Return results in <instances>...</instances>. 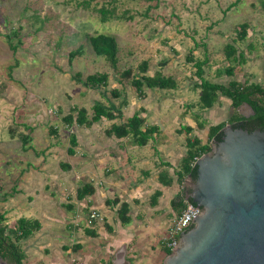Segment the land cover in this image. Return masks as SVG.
I'll list each match as a JSON object with an SVG mask.
<instances>
[{"label": "rangeland", "instance_id": "rangeland-1", "mask_svg": "<svg viewBox=\"0 0 264 264\" xmlns=\"http://www.w3.org/2000/svg\"><path fill=\"white\" fill-rule=\"evenodd\" d=\"M79 1L0 0V213L3 224L12 225L18 219L14 217L19 216V208L8 203L15 200L26 203L22 193L29 189L24 190L20 185L24 177L40 182L36 185L40 190L42 183L59 173H69L74 178L72 165L79 167L81 158L69 155V135H77L79 145L74 149L81 157L85 126H67L63 122L62 117L70 108L85 107L89 115L96 101L120 108L122 99L112 98L109 89L122 85L127 101L139 99L131 85L118 83V74L108 61L94 53L89 36L103 33L116 38L119 69L129 65L136 72L137 65L147 59L148 74L161 70L172 75L177 82L174 89H153L149 97L154 96L153 101L158 96L166 99L170 111H200L198 121H205L203 129L208 128L206 124L226 121L233 109L221 98L220 105L198 110L201 89L194 84L200 80L194 73L195 67L186 60L190 48L193 47L196 59H207L203 65L204 79L227 84L233 77L218 75L217 70L228 63L224 46L233 44L244 52L246 59L243 71L235 78L258 80L264 87V0H93L89 8L78 6ZM102 5L112 9L114 15L104 22L98 13ZM244 21L249 24L247 36L237 41L235 27ZM78 47L82 48L81 55L69 61L68 52ZM103 71L109 75L105 87L93 88L84 83L87 74ZM132 111L129 108L124 115ZM238 112L248 115L251 111L241 105ZM51 128L57 134H51ZM21 133L31 137L25 145L27 148H23ZM200 133L202 136L205 131ZM68 161L71 167H63ZM19 245L22 247L23 241Z\"/></svg>", "mask_w": 264, "mask_h": 264}, {"label": "crops", "instance_id": "crops-1", "mask_svg": "<svg viewBox=\"0 0 264 264\" xmlns=\"http://www.w3.org/2000/svg\"><path fill=\"white\" fill-rule=\"evenodd\" d=\"M153 89H144L146 94L141 99L127 101L122 97L116 118H103L84 127L81 157L76 150L73 154L81 158L79 167L72 165L74 178L69 173H59L42 183L41 190L36 186L40 182L23 178L20 185L29 189L22 193L26 203L15 200L8 206L19 208L15 219L24 217L40 226L22 240L23 264L163 263L167 253L161 243L162 235L189 201L185 198L189 175L181 183L177 175L186 141L193 137L205 140L208 128L195 126L201 112L195 115L170 111L166 99L161 100L160 96L153 101L154 96L149 97ZM129 108L133 111L125 116ZM137 109L145 117L143 129L154 127L146 144L138 145L132 137L105 134L113 122L126 121ZM117 118L121 121L116 122ZM184 126L193 130L186 133ZM202 131L206 135L201 136ZM68 162L63 167H71ZM84 183L92 186V194L78 199L77 189ZM110 199L117 201L107 204L105 201ZM122 202L129 208V221L125 224L117 212ZM93 209L102 221L87 226L85 220Z\"/></svg>", "mask_w": 264, "mask_h": 264}, {"label": "trees", "instance_id": "trees-1", "mask_svg": "<svg viewBox=\"0 0 264 264\" xmlns=\"http://www.w3.org/2000/svg\"><path fill=\"white\" fill-rule=\"evenodd\" d=\"M93 0H81L77 3L78 6L84 8H89ZM95 7V5H94ZM93 7V8H94ZM113 10L102 5L98 9L99 19L101 21H107L111 19L113 15ZM236 29V40L242 41L247 36V31L249 29V24L247 22L238 23L235 27ZM14 34H18L15 32ZM89 43L98 56H103L113 70L118 74L117 81L121 85L125 82L131 85L139 98L145 97V88H156V89H174L177 86L176 79L172 75H166L161 70H156L153 74H148L147 70L149 67V61L147 59L141 61L137 65V71L134 72L133 69L127 65V67L119 69L118 68V44L116 38L103 34L97 33L89 36ZM12 47L14 45H11ZM193 48V47H192ZM190 48L188 55H186V60L192 63L195 67L194 73L200 80L199 83H195V87L201 89L198 102V110H208L214 105H220L222 100L225 98L231 108L233 113L227 118L226 121L216 122L210 124L208 127L207 138L205 140L199 137H193L191 140L187 138L186 141V151L181 159L180 170L177 171L178 181L181 183L185 176L189 175L192 179H195L196 165L195 160L212 149V141L215 142L222 127L227 123H235L239 120H243L246 117L238 112V108L243 104H248L254 111V114L249 115L248 118H254L264 122V87L261 83L256 81H251L250 79H245L240 81L235 78V75L243 71L242 65L246 61L245 54L243 51L238 50L233 44L227 43L224 46V55L227 60V65L217 70V74H226L230 77L227 84L219 82H211L203 78V65L207 63V59H196L193 56V50ZM82 53V48L78 47L68 52V59L72 61L75 57L80 56ZM230 62H235L231 65ZM109 75L106 71L89 73L85 76L84 83L89 87H105L108 84ZM123 85L122 87H112L109 89V94L112 98L118 99L123 97ZM123 101V100H122ZM192 105H189L191 108ZM120 108L114 109L112 105H105L103 102L96 101L92 105V112L89 115L88 110L85 107L73 106L69 109V112L63 115L62 120L67 126L73 124L77 126L91 127L95 122L100 120L109 119L112 120L116 118V112H120ZM200 112V111H197ZM140 111H135L132 116L128 117L126 121L115 123L113 122L107 129H105L106 135H115L116 137H132L133 141L138 145L146 144L148 138L151 135L153 126L144 127L145 117L139 115ZM195 115H198L194 113ZM205 121H197L196 128L202 129L205 125ZM11 128V127H10ZM183 129L186 133H190L193 127L184 126ZM51 134H57V130L51 128ZM23 148H27V145L31 137L28 133H21L20 135ZM69 138V147L67 149L69 155L75 153V147L78 144V139L75 133H71ZM92 194V186L88 183L82 184L76 192V197L78 199H83L87 195ZM191 201L190 199H188ZM117 201V199L106 200L107 204ZM192 202V201H191ZM128 205L125 202L120 204L118 208V217L122 224L129 221L128 215ZM4 220L3 214L0 213V257L5 259L11 264H22L24 258V252L19 243L26 238L33 231L39 229V223L34 220L26 219L21 217L15 221L14 224H3ZM166 253L169 254L171 251L167 248Z\"/></svg>", "mask_w": 264, "mask_h": 264}, {"label": "water", "instance_id": "water-1", "mask_svg": "<svg viewBox=\"0 0 264 264\" xmlns=\"http://www.w3.org/2000/svg\"><path fill=\"white\" fill-rule=\"evenodd\" d=\"M194 164L185 198L201 210L162 264H264V130L227 123Z\"/></svg>", "mask_w": 264, "mask_h": 264}, {"label": "built area", "instance_id": "built-area-1", "mask_svg": "<svg viewBox=\"0 0 264 264\" xmlns=\"http://www.w3.org/2000/svg\"><path fill=\"white\" fill-rule=\"evenodd\" d=\"M201 210L195 203L187 201L178 215L172 220L171 224L167 227L164 234L162 235V245L173 251V249L179 243V236L184 232L192 223L194 217ZM102 221L98 211L95 209L91 210L86 220V225L90 226L94 221Z\"/></svg>", "mask_w": 264, "mask_h": 264}, {"label": "flooded vegetation", "instance_id": "flooded-vegetation-1", "mask_svg": "<svg viewBox=\"0 0 264 264\" xmlns=\"http://www.w3.org/2000/svg\"><path fill=\"white\" fill-rule=\"evenodd\" d=\"M248 117H246L243 120H239V121L235 122L234 125L235 126H247L251 131L256 129V128L264 130V122L261 123L260 120H257V119H254V118L250 119Z\"/></svg>", "mask_w": 264, "mask_h": 264}]
</instances>
